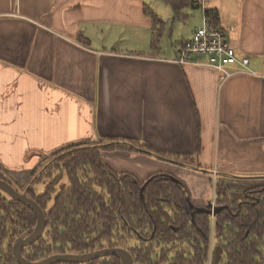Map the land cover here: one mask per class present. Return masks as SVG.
I'll return each mask as SVG.
<instances>
[{
    "label": "crops",
    "instance_id": "crops-1",
    "mask_svg": "<svg viewBox=\"0 0 264 264\" xmlns=\"http://www.w3.org/2000/svg\"><path fill=\"white\" fill-rule=\"evenodd\" d=\"M148 1L0 0L6 175L34 172L68 146L133 141L170 158L192 157L195 169L127 151L102 159L139 180L172 174L195 202L212 200L216 182L232 193L264 185V0H193L199 22L165 53V27L151 48ZM157 5L156 14H173ZM205 9L217 10L216 26L249 60L223 82L214 69L170 62Z\"/></svg>",
    "mask_w": 264,
    "mask_h": 264
},
{
    "label": "trees",
    "instance_id": "trees-1",
    "mask_svg": "<svg viewBox=\"0 0 264 264\" xmlns=\"http://www.w3.org/2000/svg\"><path fill=\"white\" fill-rule=\"evenodd\" d=\"M160 1L170 7L172 20L182 18L183 11L195 4L193 0ZM146 12L153 22L151 48L157 50L165 23L150 9ZM204 15L218 24L217 10L205 9ZM117 151L195 167L192 157L170 158L133 141L79 144L55 152L35 178V182L44 181L43 191L26 190L45 216L42 236L21 251L26 261L120 248L130 254L133 264H264V186L232 194L223 182H216L214 204L226 208L211 217L192 211L206 202L191 200L185 183L172 174L154 173L139 180L134 174L114 170L102 154ZM0 180L18 191L1 169ZM36 223L29 208L0 190V264H18L13 245L29 236ZM84 264L123 262L107 256Z\"/></svg>",
    "mask_w": 264,
    "mask_h": 264
},
{
    "label": "built area",
    "instance_id": "built-area-1",
    "mask_svg": "<svg viewBox=\"0 0 264 264\" xmlns=\"http://www.w3.org/2000/svg\"><path fill=\"white\" fill-rule=\"evenodd\" d=\"M170 62L179 66L192 65L214 69L220 73L222 82L233 74L246 71L249 64V60L239 58L229 44L228 32L212 24L204 13L201 25L188 40L181 43L175 58Z\"/></svg>",
    "mask_w": 264,
    "mask_h": 264
},
{
    "label": "water",
    "instance_id": "water-1",
    "mask_svg": "<svg viewBox=\"0 0 264 264\" xmlns=\"http://www.w3.org/2000/svg\"><path fill=\"white\" fill-rule=\"evenodd\" d=\"M171 179L175 182L178 180L172 176ZM0 190L7 194L12 200L22 203L27 208H29L37 218V223L34 231L27 236L26 238L20 239L15 242L12 248L13 256L15 257L18 264H61V263H76V264H84L90 261L107 257V256H115L123 262V264H133V259L130 254L120 248H113V249H102L82 255H53L48 257L47 259L43 260L42 262H28L26 261L22 255L21 251L24 247H27L37 241L43 234L45 229V216L44 212L41 208L31 200L26 193H19L15 190L12 186L8 183L0 180ZM192 207V205L190 206ZM209 209H198L199 213H205L210 216H215L217 213L221 212L224 208L219 207L216 208L212 205V203L208 204Z\"/></svg>",
    "mask_w": 264,
    "mask_h": 264
},
{
    "label": "rangeland",
    "instance_id": "rangeland-1",
    "mask_svg": "<svg viewBox=\"0 0 264 264\" xmlns=\"http://www.w3.org/2000/svg\"><path fill=\"white\" fill-rule=\"evenodd\" d=\"M161 5V11L162 13L169 12L170 7L166 6L164 3H162L160 0H151L148 1L147 6L149 7L150 11L161 21L165 23V31H164V38L162 39L161 42V48L163 52L165 53L167 50L165 48L170 49V42L171 43H177L183 39H186L190 36L192 29L195 27V23L199 22L198 18V11L200 10L197 8V2H195L194 6L188 7L184 11V16L180 19L172 20L173 14L171 15L169 13V18L167 17H162L157 13V7L158 5ZM168 10V11H167ZM198 10V11H197ZM151 15L149 14V17ZM151 18V17H150ZM202 20V17L200 18V21ZM157 27L159 25L157 24ZM129 30V28H127ZM153 34V31L150 32V40L151 36ZM123 39L122 37H119L118 40ZM126 40V38H124ZM134 40V39H133ZM171 40V41H170ZM129 42L130 40H126ZM123 43L122 41H118V45ZM169 51V50H168ZM162 52V53H163ZM52 157L47 158L46 160L41 161L39 166L34 172H22V173H9L6 175L13 183L14 186L18 189L20 193H26V190L29 189V187H33L34 191L36 193H40L44 189V181L42 182H35V178L40 177V174L46 166L49 164L50 160ZM32 173V174H31ZM35 182V183H34ZM252 186V185H251ZM255 186V185H253ZM257 186H264V185H257ZM245 189H248L250 187L245 186ZM242 186H238L236 189L232 188L233 193L235 194H242L243 190ZM213 192L211 193V195Z\"/></svg>",
    "mask_w": 264,
    "mask_h": 264
},
{
    "label": "flooded vegetation",
    "instance_id": "flooded-vegetation-1",
    "mask_svg": "<svg viewBox=\"0 0 264 264\" xmlns=\"http://www.w3.org/2000/svg\"><path fill=\"white\" fill-rule=\"evenodd\" d=\"M12 182V181H11ZM251 187H257V185H255V186H251ZM232 193V192H231ZM232 194H235V193H232ZM250 198H254V196H252L251 195V197ZM247 201H249V199H247ZM209 203H212V205L214 206V207H216V208H219V207H223L224 209L226 208V206H216L215 204H214V196H213V199L212 200H209L208 202H206V206L205 207H203V208H192V211H194V212H197V213H199L198 212V209H209L208 208V204ZM193 207V206H192ZM205 214V213H204ZM210 216V215H209ZM211 217H214V216H211Z\"/></svg>",
    "mask_w": 264,
    "mask_h": 264
}]
</instances>
